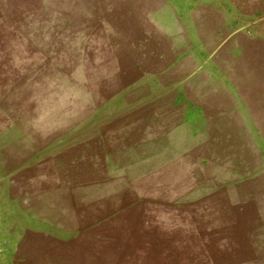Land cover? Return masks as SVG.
<instances>
[{
  "label": "rangeland",
  "instance_id": "374dc122",
  "mask_svg": "<svg viewBox=\"0 0 264 264\" xmlns=\"http://www.w3.org/2000/svg\"><path fill=\"white\" fill-rule=\"evenodd\" d=\"M0 264H264V0H0Z\"/></svg>",
  "mask_w": 264,
  "mask_h": 264
}]
</instances>
